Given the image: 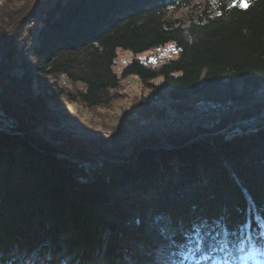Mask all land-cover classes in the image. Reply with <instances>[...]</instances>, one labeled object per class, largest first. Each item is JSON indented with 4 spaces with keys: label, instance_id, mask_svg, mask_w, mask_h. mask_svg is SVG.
<instances>
[{
    "label": "trees",
    "instance_id": "1",
    "mask_svg": "<svg viewBox=\"0 0 264 264\" xmlns=\"http://www.w3.org/2000/svg\"><path fill=\"white\" fill-rule=\"evenodd\" d=\"M51 1L21 56L43 0H0V264H264V124L230 129L264 111L139 153L158 139L85 141L60 131L81 115L54 110L110 108L130 77L153 94L134 104L149 119L166 117L164 89L178 113L244 101L264 84V0ZM167 45L160 66L115 71L118 51Z\"/></svg>",
    "mask_w": 264,
    "mask_h": 264
},
{
    "label": "rangeland",
    "instance_id": "2",
    "mask_svg": "<svg viewBox=\"0 0 264 264\" xmlns=\"http://www.w3.org/2000/svg\"><path fill=\"white\" fill-rule=\"evenodd\" d=\"M47 2V10L52 6V3H49L48 0H43V9H45V5ZM241 6L244 5L245 0H239ZM244 7V6H243ZM191 12L189 9H184L181 11L176 12L175 18L182 19V20H189L191 18ZM34 18L33 20H35ZM31 20V22L33 21ZM28 23L23 32V37L20 43L18 44V51L21 52V56L24 55V52L33 47L35 45V35L36 30L35 27H39L38 21L35 20L33 23H35L34 26L33 23ZM42 22V21H41ZM40 22V25H41ZM31 24V26H30ZM34 28V29H33ZM33 29V32L30 33V30ZM177 51L174 49L172 45H167L163 48L150 51L147 53H144L142 55L134 56L132 53L127 51H118V57L116 59L115 64V71L117 73L121 74L123 68L131 62L134 58L140 59L142 62H145L147 65L155 67L160 66L165 61L177 57ZM4 60V59H3ZM21 61V60H20ZM2 60L0 61V69L3 66ZM3 79L6 80V77L3 75ZM161 81L158 80L155 83L159 84ZM242 85H238V94L242 97ZM162 93L159 96V98L154 99L152 101L153 105L155 106H161L165 108L166 117L161 119L164 120L167 117H169L173 113H178L171 105L168 100H166L164 95H167V90L164 89ZM152 93L148 89H144L139 79L135 77H130L128 79H125L122 81L120 89L118 90L117 96L118 99L114 101L113 105L110 108H99L96 110L89 111L87 109H79L74 108L73 105H70L67 107V105L63 106H57L52 107L56 112H59V114H67L66 111L71 110L74 112H77L81 115L83 118L85 124L79 122L75 118L68 119L64 126V129H60V131L66 132V133H72L77 138H80L85 141H95V140H112L113 138L118 140L122 145L128 143L130 140H126V136L131 133V131L137 126V124L141 120H150L149 118L142 117L140 113L136 111L134 104H139V102L145 98L150 101L152 97ZM205 102V101H204ZM203 102L198 103L197 105L201 104ZM210 103V102H205ZM213 105H220L224 108L225 113L229 115H225L222 120L225 118H228L230 116H233L234 114H237L242 111H253L254 112H260L264 111V84L261 86V88L254 93H252V96L249 98H246L244 101L240 103H226V104H232V105H223L218 103H210ZM196 105V106H197ZM195 106V107H196ZM195 109L192 111L186 112L191 115H193ZM233 109V110H232ZM232 113V114H231ZM174 116V115H172ZM257 118H260L259 115H255V121ZM153 121H159L155 119H151ZM75 123L80 124L79 127L81 128L82 132L79 134L78 129L75 127ZM264 124V122L259 123ZM257 124V125H259ZM88 125V126H87ZM237 125V124H235ZM241 126V125H238ZM234 126V127H238ZM256 125H253L254 127ZM75 127V128H74ZM233 127V126H231ZM230 127V128H231ZM244 127V126H243ZM251 127V126H250ZM249 128V127H248ZM77 129V131H76ZM88 130V131H87ZM227 132V131H226ZM99 159L95 158L94 162H92V166L94 168L98 167ZM93 176V175H91Z\"/></svg>",
    "mask_w": 264,
    "mask_h": 264
},
{
    "label": "bare ground",
    "instance_id": "3",
    "mask_svg": "<svg viewBox=\"0 0 264 264\" xmlns=\"http://www.w3.org/2000/svg\"><path fill=\"white\" fill-rule=\"evenodd\" d=\"M52 2H54V1L50 0L49 3H52ZM48 10H47V7H45L43 13H40L39 15H37L35 17L36 18L35 20H37L39 22L38 23L39 27H37V28L35 27V29L33 28L34 30H36V32H35L36 35L40 31V27H41L40 22L43 20V18L46 15ZM35 20H33L32 22L30 21V22L33 23ZM34 25H35V23H33L32 26H34ZM30 26H31V24H30ZM33 29L30 30V33L33 32ZM36 35H35V42H36ZM226 114H227V112L225 113V110L218 107V106H214L211 104H201L198 107L197 111L193 115L169 116V118L164 120V121L141 120L137 124V126L131 131V133H129V135L126 136V140L127 141L130 139L134 140L136 138H140L144 135H149V134H155V135H161L162 136V135L169 134L172 132H176L178 130H182L184 128H188L191 126L208 127L213 121L219 120L220 118H222ZM167 122H175V123L167 124ZM79 125L80 124L75 123V127L78 129L79 134H81L80 132H82V130H81L82 127L80 128ZM77 129H76V131H77Z\"/></svg>",
    "mask_w": 264,
    "mask_h": 264
},
{
    "label": "water",
    "instance_id": "4",
    "mask_svg": "<svg viewBox=\"0 0 264 264\" xmlns=\"http://www.w3.org/2000/svg\"><path fill=\"white\" fill-rule=\"evenodd\" d=\"M48 1H50V0H48ZM201 104H210V103H205V102H203V103H201ZM201 104L197 105L195 108L198 109V107H199ZM211 105H213V104H211ZM214 106H218V107L224 109V108H223L222 106H220V105H214ZM197 109H195V111H194L193 113H195V112L197 111ZM172 115H175V116H189V115H191V114H188V113H173V114H171L170 116H172ZM223 117H224V116H223ZM223 117L220 118L219 120L213 121L208 127H194V126H191V127L184 128V129H182V130H178V131H176V132H172V133L165 134V135H162V136H161V135H155V134H149V135H144V136H142V137H140V138H136V139L131 140V141L142 140V139L145 138V137H152V138H156V139H158V143H156V144H146V145H144L143 148L139 150V153H140L142 150H144V149H150V150L166 149V150H168V149H170V147H169V143H168V141H167V138H168L169 136L174 135V134H177V133H181V132H184V131H188V130H191V129H200V130L202 131V133H200V134L197 136V138H200V137H202V136H208V135H209V132L213 129L214 125L217 124L218 122H220L221 119H223ZM168 118H169V117H167L166 119H168ZM166 119H164V120H166ZM150 120H151V119H150ZM164 120H162V121H164ZM159 121H161V120H159ZM262 122H264L263 119L257 118L255 121H252V122L249 123V124L238 123L237 125H234V126L241 125V126H244V127H250V126L252 127L253 125H257V124L262 123ZM234 126H233V127H234ZM233 127H231L230 129H232ZM230 129H229V130H230ZM226 131H228V130H226ZM226 131H223L222 133H225ZM129 142H130V141H129ZM139 153H138V154H139Z\"/></svg>",
    "mask_w": 264,
    "mask_h": 264
},
{
    "label": "snow or ice",
    "instance_id": "5",
    "mask_svg": "<svg viewBox=\"0 0 264 264\" xmlns=\"http://www.w3.org/2000/svg\"><path fill=\"white\" fill-rule=\"evenodd\" d=\"M245 8H247L249 5L247 3H244L243 5Z\"/></svg>",
    "mask_w": 264,
    "mask_h": 264
},
{
    "label": "built area",
    "instance_id": "6",
    "mask_svg": "<svg viewBox=\"0 0 264 264\" xmlns=\"http://www.w3.org/2000/svg\"><path fill=\"white\" fill-rule=\"evenodd\" d=\"M176 122V121H175ZM175 122H167V124H173V123H175ZM186 123V122H185Z\"/></svg>",
    "mask_w": 264,
    "mask_h": 264
}]
</instances>
